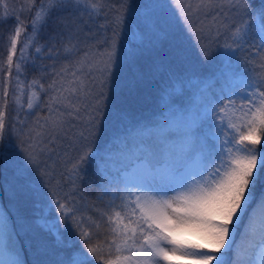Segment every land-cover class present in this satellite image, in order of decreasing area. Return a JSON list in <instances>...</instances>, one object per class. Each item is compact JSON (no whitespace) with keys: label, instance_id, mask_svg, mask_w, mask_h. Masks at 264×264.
<instances>
[{"label":"snow or ice","instance_id":"1","mask_svg":"<svg viewBox=\"0 0 264 264\" xmlns=\"http://www.w3.org/2000/svg\"><path fill=\"white\" fill-rule=\"evenodd\" d=\"M0 6V23H5L12 13L5 0H0ZM25 7L34 10L32 34L25 38L14 62L20 37L28 27L15 15L6 62L9 78L15 66L18 90L22 92L21 64L42 30L51 27L46 40L51 45L49 56L61 45L64 53L76 58L69 59L46 85L41 83L43 75L27 84V109L39 107L40 93H45L49 114L38 118L27 133L17 132L22 158L11 143L4 144L10 127L4 110L10 81L3 89L0 166L13 169V198L17 191L25 192L32 202L30 215L17 205H13L14 216L0 210V264H28L24 255L29 247L34 248L31 264H51L46 259L49 241L44 236H50L57 249L55 264H264V0H228L230 16L223 12L220 0H120L103 13L112 36L99 41L102 50L94 51L93 45L82 55L77 53L86 26L83 17L91 20L101 15L103 0H40L39 6L37 0H27ZM213 11L210 25L201 21L199 28L193 26L194 20ZM129 18L138 43L118 58L119 37ZM177 20L193 36L200 33L198 43L213 32L214 39L224 38L216 48L222 63L217 82L227 83L232 65L243 60L247 68L237 90L227 93L221 89L226 98L211 94L203 98L202 105L174 106V66L183 57L172 42ZM42 48L37 46L36 53ZM212 54L210 46L202 44L203 60ZM33 66L37 67L35 62ZM125 71L128 76L123 75ZM95 74L100 76L99 93L94 91ZM110 84L113 102L106 111L110 97L104 89ZM147 84L156 85L167 111L154 128L141 131L138 145H125L124 159L143 157L135 163L132 178L129 170L108 174L107 162L105 173L97 168L103 181L101 193L111 199L104 210H98L105 231L101 233V223L94 221V234L77 220L67 194L60 198L51 189V180L44 179L50 173L41 168L40 157L66 134L69 117L87 113L88 135L81 131L79 137L88 144L70 170L73 191L77 190V181L87 175L88 165L99 155L91 148L92 140L98 133L103 135L104 125L111 120H129L122 104ZM14 101L23 107L19 96ZM12 131L17 130L12 127ZM112 188L114 192L109 191ZM52 211L57 215L49 220L46 217ZM69 221L71 238L60 228L68 229ZM22 235L28 237L26 243Z\"/></svg>","mask_w":264,"mask_h":264},{"label":"trees","instance_id":"2","mask_svg":"<svg viewBox=\"0 0 264 264\" xmlns=\"http://www.w3.org/2000/svg\"><path fill=\"white\" fill-rule=\"evenodd\" d=\"M109 7L118 6L120 0H104ZM259 0H257V3ZM223 11L224 13L226 12ZM21 19V18H20ZM86 22L83 33H81L80 51L77 55H82L84 51H87L89 47L95 45L93 50H102L104 45L99 41L105 37L110 38L112 36V28L100 16H95L93 19H89L87 15L83 17ZM22 20V19H21ZM230 23V21H229ZM101 25H105L101 28ZM15 27V16H10L8 21L0 23V78H2V87L0 94V107H3V89L6 81H10L7 76V55L10 48V34L13 33ZM51 31V27L46 30H42L37 36L34 46L32 47L29 57L23 64L25 74L27 77V83L31 82L33 78H38L43 75L41 83L45 85L50 81L52 76L65 65L69 59H75V56H70L63 51L61 45H57L58 51H54L49 56L48 48L51 46L46 44L47 33ZM200 35V34H199ZM197 34V36H199ZM22 36V35H21ZM196 36V37H197ZM21 38V37H20ZM197 38L192 40L193 47ZM224 38L219 40H213L210 46L212 56L207 61L203 60L200 52H196L191 61H186L185 57H182V61L174 66V70L177 74V80L173 81V85L176 88L175 107L177 109L193 107L202 105L203 98L215 94L217 97H222L221 89L224 92L230 93L233 90H237L244 79V71L247 66L241 60L239 65L233 64V74L229 77L227 83L224 80L217 82V74L222 67L220 52L216 50L217 44H223ZM37 46H43L41 53H36L35 48ZM18 47V45H17ZM15 59V57H14ZM33 62L37 67L33 66ZM43 69V72L40 69ZM127 72V71H125ZM46 73V75H44ZM128 73V72H127ZM125 76V75H124ZM9 87V84H8ZM99 84L94 88L96 93L101 90ZM10 90V89H9ZM33 90L39 91L38 88ZM109 95L110 100L108 109L112 108L111 98V84L104 89ZM30 92V90H29ZM29 95V93H28ZM127 96V93H125ZM41 102L39 107L29 111L27 104L21 109L18 119L16 120V133L14 135V149L13 151L21 156V146L17 139V132L23 129L25 133L29 128L35 126V121L38 118L44 117L48 113V109L45 107V101H47L48 95L40 93ZM128 113V121H118L116 119L104 125L103 135L97 134L95 139L92 140L91 148L99 155L95 157L88 165L87 175L82 180L77 181L79 185L78 189L73 191L71 178L72 165L76 161L78 155L82 149L88 144L87 140H81L79 133L83 131L85 135H88L87 131V113L81 111L79 118H68V124L66 127V134L62 135L54 145H51L53 150L45 151L40 157V166L42 169L50 173V176H46L45 180H51V189L59 193V197L63 198L66 194L68 196V202L70 206L75 209L77 220H82L83 226L86 230L92 231L94 234L97 229L95 222L101 223L99 231L103 233L105 231V225L99 216L98 210H104L110 196L102 195L101 185L103 181L101 176L97 175V168L99 167L100 173H105V162H107V173L111 175H119L124 169H127L130 162L133 159H124L127 149L125 145L133 147L141 142V131H146L149 128H154L162 119L163 114L167 111L163 102L160 100V93L157 90L155 84L143 85L138 95H133L125 103L122 104ZM6 112V109H4ZM24 121V123H20ZM43 123V120H41ZM5 139V138H4ZM103 157V159H100ZM11 168H5L0 166V210L9 213V216H14L15 207L8 205L7 201L13 205H17L21 211L25 214H31V198L25 193L17 191L15 198H13V192L10 194L12 197H7L8 190L5 184V180L11 179L14 185V173L9 171ZM34 178L39 179V176L33 171ZM11 183V185H12ZM14 190V188H13ZM110 192H114L115 189H109ZM119 203V201H116ZM45 206L48 207L49 201L45 200ZM57 214L52 211L50 216H47L49 220L54 218ZM91 218V219H90ZM71 221H69V228L64 229L61 225V231H64L66 236L71 238ZM41 236H44L41 233ZM49 241V249L46 254V259L51 261V264H55L57 259V249L51 244V237L44 236ZM28 237L22 235V240L27 242ZM34 248H26L24 258L31 264L33 259Z\"/></svg>","mask_w":264,"mask_h":264},{"label":"rangeland","instance_id":"3","mask_svg":"<svg viewBox=\"0 0 264 264\" xmlns=\"http://www.w3.org/2000/svg\"><path fill=\"white\" fill-rule=\"evenodd\" d=\"M5 2H7L8 5H9V9L8 10H9L10 13H12L11 16H15V15L18 14L20 16V18L24 21V24L28 26L26 32L22 33V36H21V38L19 40L16 57L14 59V62H15L16 60H18V58L20 56V48L25 43V38L32 34V29H31L30 24H31L32 15L34 14V10H33V12L27 11V8L25 7L26 4H27V0H5ZM39 2H40V0H37V6H39ZM103 3L105 4V7L103 9H101V15H99V16L102 17V19H104V21L106 22V18H105L103 13L107 12L108 9L111 8V7H109L104 2V0H103ZM220 3L223 5V11H225V9H227L225 13L230 16L231 13H229V11H228V0H220ZM22 7H24L23 11H21ZM215 14H216L215 11H213V12L209 13L206 17L205 16H201L198 20H194L193 26L195 28H199L201 26V21L203 22L204 25H210L211 22H212V17ZM2 15H3V8H2V6H0V16H2ZM110 18H111V13L108 14V19H110ZM220 19L223 20V16H221ZM229 21H225V22L229 23ZM221 30L223 31V29H221ZM134 31H135V25L133 24L131 18H129V19H127L126 27L123 29V31H121V35L119 37L120 43L117 46L118 58L120 57V55L123 52L133 50L134 46L138 43L137 38L133 35ZM197 34L199 35L200 33L197 32ZM214 36H215V32H213L212 36L204 35L202 40H201V43H198L196 41L195 46L193 47L191 41L194 40V38H197V37L193 36L188 31V29L184 27V24H183L182 21L177 20L176 32L173 35V41L172 42L178 45V47L180 48V50L183 53V57H185L186 61L188 62V61L192 60L193 56L195 55V53L197 51L200 52V48H201L202 44L205 45V46H208L209 44H211V42L213 40H216V39H214ZM33 46H34V43L27 50V52L25 54L26 55V60L28 59L29 53H30V51H31ZM165 47L167 48V44H165ZM26 60H25V62H26ZM25 62H23L21 64L22 72H21V74L19 76V80L21 81V84L19 85V88L22 89V92L20 90H18L17 77H16V74H15V66H13V75H12V77H10V83H9V89L10 90H9V96L7 98L8 99V104H7V107L5 108L6 109L5 120H6V123L8 125H10V127L6 131L4 144L11 143L13 149H14V146H15L14 135H15L16 132L12 131V127H15V129L17 128L16 127V120L18 119V115H19L18 113H20L21 109L27 104V97H28V93H29V89L27 88V84H28L27 83V77H26V74H25L24 66H23V64ZM123 75L128 76L129 73L125 72V73H123ZM95 76H96V78L94 80V88L100 82L99 74H95ZM1 87H2V78H0V94H1V90H2ZM97 89H99V87ZM15 96H19L21 104L23 105L22 108H18L17 104L15 103V101H14V97ZM48 114L49 113H47V115ZM69 118H73V117H69ZM15 153H16V151H15ZM142 158L143 157L134 158L130 162V165L128 166V168L124 169V171L125 170H129V178H132L131 174L135 171V169H134L135 163H138L139 160L142 159ZM9 171L13 172L12 170H9ZM11 183H12L11 179L5 180V184L7 186V190H8V193H9V194H7V197H12L10 194L13 192V186L14 185H13V183L11 185ZM7 203L11 207H13V203L10 202V199L7 201ZM15 213H16V209L14 210V214Z\"/></svg>","mask_w":264,"mask_h":264}]
</instances>
